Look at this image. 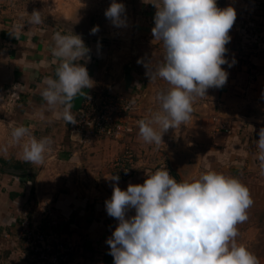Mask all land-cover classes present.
<instances>
[{"label":"crops","instance_id":"crops-1","mask_svg":"<svg viewBox=\"0 0 264 264\" xmlns=\"http://www.w3.org/2000/svg\"><path fill=\"white\" fill-rule=\"evenodd\" d=\"M154 2L118 0L117 3L124 5L121 26L114 25L105 16L109 0H87L88 14L82 11L83 7L78 10L76 6L64 12L62 20L51 25L19 28L0 23V83L3 78L6 81L17 79V85L18 82L21 85H18L21 87L19 94L10 89L11 98L12 92L18 98L15 104L7 107L12 112L10 125L28 127L38 140L43 137L51 139L43 164L29 162L31 168L32 165L38 167V171H34V180L20 176L19 170L5 168L3 178L12 180L17 186L9 189L8 197L12 198V192L14 196L17 193V197L22 196L19 186L24 184L25 191L38 186L50 192L41 195L43 199L47 198L44 204L47 202L50 207L49 214L55 229L75 245L72 264H114L107 240L119 222L107 214L105 206L112 196L114 184L118 183L122 190H126L129 184H143L147 174L161 169H167L171 175H184L189 168L184 167V163L180 164L178 159L188 160L191 150L197 151L196 146L206 140L217 143V147L213 146L216 147L215 152L224 158H232L238 165L250 162L254 168H261L256 141L259 130L264 127V25L255 28L260 32L258 36L244 37L233 24L229 32L230 42L226 45L228 63L222 65L228 73L226 84L222 88H209L206 96H196L190 119L165 132L159 145L144 142L139 135L138 124L134 135L125 141L98 137L83 144L73 124L57 118V109L50 108L43 100V81L46 77H55L58 66L51 51L53 35L70 30L81 36L88 49L86 58L79 63L87 67L93 81L91 88L84 89L72 101L70 111L75 118L89 92L111 91L134 98V114L139 120H148L159 112L161 103L158 96L171 86L159 77L151 80L148 75V69L151 74L164 63L165 56L162 41L155 40L152 35L157 11ZM216 2L221 9L234 7L233 0ZM261 21H264V14ZM97 26L99 30L93 34L91 30ZM4 95L5 91L0 90V98ZM2 100L0 109L5 108ZM153 127L160 131L157 125L153 124ZM7 133L8 130L0 133V143L5 142L0 144V158L25 161L23 144L29 137L16 143ZM133 140L142 147L154 145V150L159 148L156 161L145 164L131 179L114 181L108 161ZM160 148L166 150V159ZM197 158L199 161L200 157ZM99 171L102 177H97ZM50 177H53L52 182ZM96 182L98 187L94 185ZM134 214V209L127 212L128 217ZM14 225L12 221L8 227Z\"/></svg>","mask_w":264,"mask_h":264},{"label":"clouds","instance_id":"clouds-1","mask_svg":"<svg viewBox=\"0 0 264 264\" xmlns=\"http://www.w3.org/2000/svg\"><path fill=\"white\" fill-rule=\"evenodd\" d=\"M153 4L157 11L152 35L162 41L165 56L151 74L148 69V75L171 87L158 96L161 110L148 120H139L138 125L144 142L159 145L165 132L190 119L196 96H206L209 88L226 84L228 73L222 65L228 63L226 45L236 11L231 6L219 8L216 0H155ZM123 11L124 5L113 0L105 16L121 26ZM29 16L33 24L44 20L39 10ZM98 30L97 26L91 31ZM53 41L51 51L58 66L55 77L44 79L41 96L50 108L57 109V118L75 124L72 101L93 86L87 67L79 63L88 49L81 36L70 30L56 32ZM258 135V159L264 170V128ZM26 136L24 160L43 164L51 139L38 140L23 125L11 132L16 143ZM111 179L118 182L119 176ZM252 203L248 188L237 178L214 170L191 182H178L167 169H161L147 174L143 184H129L126 190L114 184L112 196L105 202L107 214L119 222L107 240L110 255L114 264H259L236 241V226L247 220ZM130 209L135 214L128 217Z\"/></svg>","mask_w":264,"mask_h":264},{"label":"rangeland","instance_id":"rangeland-1","mask_svg":"<svg viewBox=\"0 0 264 264\" xmlns=\"http://www.w3.org/2000/svg\"><path fill=\"white\" fill-rule=\"evenodd\" d=\"M112 1L113 0H109V3L111 4ZM117 1L118 0H116V2ZM248 2L250 5L247 6ZM233 5V8L237 10L234 25H236V28L239 29V32H242L241 34L244 37H252L253 35L258 36L260 32L255 28L260 25H264V21H261V15L264 14V0H233ZM76 6L78 7V10L83 7L82 11L86 14L89 13V10L86 11L87 0H0V23H5L6 25L19 28H28L43 24L51 25L58 20H62L65 16L64 12H67L68 9L75 8ZM33 10H39L42 12V16L44 18L42 23H30L29 15L33 12ZM84 20H86V15ZM256 43L258 44V41H256ZM258 46L259 45H257V47ZM242 60L245 59L242 58ZM3 80L4 81L0 83V90L3 92L5 91V95L0 99H3L2 102L5 104V108L0 109V133H2V130H8L7 135L11 136L14 126L10 125V122H13L11 117L12 112H10V109L7 107L8 105L12 106L15 104L18 98L14 96L13 92L11 98L10 89H12V91L16 90L19 94L18 89L21 87L18 88L20 82H18L17 85V79L13 81L11 79L6 81V79L3 78ZM136 131L137 130L135 129L133 134L130 136L132 137ZM219 142L225 143V141L221 140ZM0 144H5V142L2 141ZM128 144L133 150L135 164L133 165V173L129 177L122 178V176H119V179L123 180L135 177L138 170L145 166V164L154 163L159 150V148H155L154 150V145H145V147H142L134 140L132 142H128ZM214 145L215 143L213 144L207 140L201 142L196 146L197 151L191 150L192 155L188 160L178 159L180 164L184 163V167L189 168V171L184 175L174 173L172 176L178 182H191L198 179L202 173L214 170L224 174L225 176L235 177L244 186H246L250 192L253 203L247 209V220L236 226L239 233L236 237V241L238 244L244 245L251 253H253L258 258L259 264H264V172L261 168H254L250 165V162L244 165H238V163H236L232 158H224L220 153L215 152L217 143L215 145L216 147H213ZM160 150L164 152L162 156L166 159V150L163 148H160ZM124 152L125 148L123 147L121 152L119 151L108 161L112 175H116V173H114L115 170L113 169L115 161L120 158ZM177 153H179V151H177ZM197 157H200L199 161ZM11 160H15V158H11ZM174 162V165L178 167L177 162ZM187 165H189V167H187ZM1 167L2 164L0 163V168ZM1 169L0 264H46L40 259V256L34 254L30 249L26 248V244L22 239L21 233L25 226L24 222H29V226L32 228H34V226H42L43 228L52 226L53 220L50 218L51 216L49 214L50 207L49 205H46L47 202L44 204L47 198L43 199L41 195L48 194L50 192L46 190L43 191L35 185L36 187L31 191L29 190L31 192L29 193L28 190L25 191L26 184H24L23 186H19L23 197H17L18 193L14 196V193L12 192V198H9L8 195L11 193L9 189L12 187L17 188V186L12 183V180L6 181V179L3 178V173L5 172L2 171L4 168L2 170ZM32 169L33 171H38L37 166L32 165ZM100 176H103L101 171H99L97 177ZM49 180L52 182L53 177H50ZM95 180L98 181V179ZM94 185L95 187L99 186L97 182L94 183ZM15 197H17V199H15ZM12 221L13 223L15 222V225L12 226V228L8 227V224ZM60 234L62 233L60 232ZM60 236L61 239L58 238V240L64 239V235ZM70 241L73 243L72 240Z\"/></svg>","mask_w":264,"mask_h":264},{"label":"built area","instance_id":"built-area-1","mask_svg":"<svg viewBox=\"0 0 264 264\" xmlns=\"http://www.w3.org/2000/svg\"><path fill=\"white\" fill-rule=\"evenodd\" d=\"M135 107L136 100L127 95L111 91L89 92L77 110L74 130L80 134L83 144L98 137L125 141L133 134L139 121L134 114ZM134 164L133 150L126 145L124 154L115 161L113 169L116 175L127 178L133 173ZM29 224L24 222L21 233L26 248L40 256L46 264L73 263L75 245L70 239L58 240L61 234L53 224L48 228H32Z\"/></svg>","mask_w":264,"mask_h":264},{"label":"trees","instance_id":"trees-1","mask_svg":"<svg viewBox=\"0 0 264 264\" xmlns=\"http://www.w3.org/2000/svg\"><path fill=\"white\" fill-rule=\"evenodd\" d=\"M0 163H2V171H6L5 168H12L13 170H19L20 176L26 177L29 180H33L36 176V172L30 166L28 161H21L18 159L15 160H7L4 158H0Z\"/></svg>","mask_w":264,"mask_h":264}]
</instances>
